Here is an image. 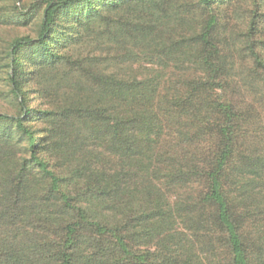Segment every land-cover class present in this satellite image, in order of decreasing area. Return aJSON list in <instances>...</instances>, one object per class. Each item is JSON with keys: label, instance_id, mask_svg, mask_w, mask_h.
<instances>
[{"label": "trees", "instance_id": "obj_1", "mask_svg": "<svg viewBox=\"0 0 264 264\" xmlns=\"http://www.w3.org/2000/svg\"><path fill=\"white\" fill-rule=\"evenodd\" d=\"M44 1L40 36L50 30L55 11L74 3H85L92 16L100 13V5L113 7L118 3L154 0ZM200 3L207 7L210 0ZM101 19L112 27L114 22L109 16L102 15ZM215 22V16L210 14L197 32L188 38L185 34L181 37L194 51L203 75L187 80L184 95L166 99L163 115L178 119L182 115H196L204 107V112L213 114V118L211 123L205 120L208 115L198 120V136L207 134L216 141L198 161L193 155L186 161V152L177 156L166 150L159 151L161 162L172 167L164 175L170 179L166 182L168 185L180 182L186 187L189 182H196L205 189L195 196L177 199L175 215L168 200L159 201L165 196L153 183L156 175L148 177L150 164L143 160V156L150 159L148 152L152 153V145L161 136L160 118L150 107L158 86L154 78L100 77L103 86L120 102L128 101L136 107L91 108L90 116L95 114L101 122L102 133L110 135L106 145L119 159V167L110 174L79 168L77 172L86 169L90 173L83 175L84 186L74 192L37 156L36 139L23 126V115L31 117V109L21 104V115H0L26 133L31 154L19 163L15 172L5 167L0 173V264H264V252L249 237L248 213H239L235 204L239 198L246 197L247 186L250 193H259L252 186L256 177H249L244 169L252 168L256 175L264 167V160L239 150L241 114L222 93L231 69L215 38ZM117 23L128 32L150 29L147 23H133L128 19ZM254 35L253 26L248 36ZM174 36L167 38V45L161 42L164 44L160 47L171 56L178 54L181 41L173 42ZM29 42L30 39L19 37L11 47L16 50ZM249 48L256 68L264 76L260 53L255 47ZM15 73L13 67L12 89L20 97ZM207 91L220 93L210 100L202 98ZM124 157L135 163L133 168L122 163ZM153 170L160 169L153 167ZM138 194L145 200L142 208H134ZM93 201L99 202L111 215L99 214L92 206ZM118 212L120 219L115 215Z\"/></svg>", "mask_w": 264, "mask_h": 264}, {"label": "rangeland", "instance_id": "obj_2", "mask_svg": "<svg viewBox=\"0 0 264 264\" xmlns=\"http://www.w3.org/2000/svg\"><path fill=\"white\" fill-rule=\"evenodd\" d=\"M200 2L154 0L133 4L130 1L113 7L100 5V13L92 16L85 3H74L55 11L50 30L40 36L44 0H0V115H21V104L31 109V117L23 115V126L36 139L37 156L74 192L84 186L83 175L90 173L86 169L77 172L79 168L110 174L119 167V159L107 148L110 135L102 133L101 122L95 114L90 116L91 108L136 107L128 101L120 102L103 86L100 77L154 78L158 86L150 107L160 118L161 136L152 145V153L148 152L150 159L143 156V160L150 164L148 177L156 175L153 183L165 196L163 200L157 199L168 200L175 215L177 199L195 196L205 187L196 182H189L186 187L180 182L168 185L166 182L170 179L164 175L172 167L161 162L159 151L166 150L177 156L186 152V161L192 155L195 160L201 159L216 140L207 134L198 136L197 123L205 115H208L205 120L211 123L213 114L205 113L204 107L196 115H182L178 119L163 114L166 99L184 95L187 80L203 75L194 51L181 37L185 34L188 38L197 32L210 14L215 16V38L231 69L222 93L241 114L239 150L264 160V76L256 68L249 50L255 47L264 62V0H210L207 7ZM102 15L113 20L112 27L102 21ZM121 19L147 23L150 29L128 32L117 23ZM253 26L255 35L249 37ZM170 35H175L173 42L181 40L178 54L172 56L160 48L164 44L161 42L169 44ZM19 37L31 42L14 50L11 44ZM13 67L20 97L12 89ZM219 93L207 91L201 97L210 100ZM30 155L26 133L17 129L11 120L0 117V173L5 167L15 172L19 163ZM122 163L128 168L135 165L126 157ZM153 167L160 170L152 171ZM244 171L249 177H256L252 186L259 193H250L247 186L246 197L239 198L235 204L239 213H248L249 237L264 252V167L256 175L252 168ZM135 202L134 208L145 204L141 194ZM92 206L99 214L111 215L99 202L93 201ZM115 215L120 219L119 212Z\"/></svg>", "mask_w": 264, "mask_h": 264}]
</instances>
